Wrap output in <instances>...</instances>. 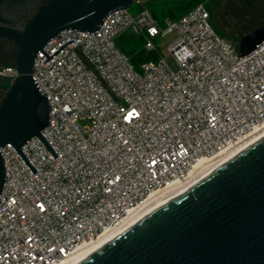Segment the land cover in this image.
Here are the masks:
<instances>
[{
  "label": "built area",
  "instance_id": "obj_1",
  "mask_svg": "<svg viewBox=\"0 0 264 264\" xmlns=\"http://www.w3.org/2000/svg\"><path fill=\"white\" fill-rule=\"evenodd\" d=\"M106 17L96 35L63 31L39 52L33 78L52 108L42 135L21 151L0 148V264H65L173 184L194 185L201 169L264 132V43L240 58L213 29L205 5L160 25L147 8ZM124 32L168 45L137 70L116 47ZM11 83L14 67L0 70ZM212 172V171H211ZM210 172V173H211ZM209 174V173H208ZM207 174V175H208ZM195 180V181H194Z\"/></svg>",
  "mask_w": 264,
  "mask_h": 264
},
{
  "label": "water",
  "instance_id": "obj_2",
  "mask_svg": "<svg viewBox=\"0 0 264 264\" xmlns=\"http://www.w3.org/2000/svg\"><path fill=\"white\" fill-rule=\"evenodd\" d=\"M1 1V0H0ZM21 0H9L10 3ZM153 0H49L25 25L0 19V37L17 47L15 79L0 103V148L10 144L32 175L21 151L38 138L53 160L58 155L42 131L52 109L33 78L39 52L63 31L96 35L108 15ZM264 5V0H260ZM23 2V1H22ZM264 43V24L237 42L238 57ZM0 154V201L6 180ZM78 264H264V136L167 201Z\"/></svg>",
  "mask_w": 264,
  "mask_h": 264
},
{
  "label": "trees",
  "instance_id": "obj_3",
  "mask_svg": "<svg viewBox=\"0 0 264 264\" xmlns=\"http://www.w3.org/2000/svg\"><path fill=\"white\" fill-rule=\"evenodd\" d=\"M204 1L205 0H153L144 3V5L160 25H165L167 22L178 20L193 7ZM255 2L254 7H249L247 5L243 6V8L236 9L234 14L236 17H246L245 27H243L241 33H247L264 24V5L261 4L260 0H256ZM231 40L233 43L237 41L236 38H232ZM115 44L120 52L129 59L135 70H137L142 63L146 62L145 60L148 61L150 57L143 49L144 39L142 37H135L129 32L121 34L115 40ZM234 47L236 48V46Z\"/></svg>",
  "mask_w": 264,
  "mask_h": 264
},
{
  "label": "rangeland",
  "instance_id": "obj_4",
  "mask_svg": "<svg viewBox=\"0 0 264 264\" xmlns=\"http://www.w3.org/2000/svg\"><path fill=\"white\" fill-rule=\"evenodd\" d=\"M256 0H205L201 4L205 5L211 16V25L214 31L225 41L233 46L237 45L238 40L245 34L241 33L245 27L246 17H236V9L243 6L254 7ZM142 7L147 8L144 3ZM235 9V10H234ZM140 11L138 4H133L128 12L131 15H137ZM232 38H236V43L232 42ZM175 39V33L167 35L164 39H157L154 44L159 45L156 49V55H151L149 60H157L163 58L166 63L175 69L173 61L167 52V47ZM144 49V45H143ZM147 62V60H145Z\"/></svg>",
  "mask_w": 264,
  "mask_h": 264
},
{
  "label": "bare ground",
  "instance_id": "obj_5",
  "mask_svg": "<svg viewBox=\"0 0 264 264\" xmlns=\"http://www.w3.org/2000/svg\"><path fill=\"white\" fill-rule=\"evenodd\" d=\"M262 136H264V132L260 134V136L256 137L255 139L251 140L250 142L243 145L241 148L237 149L236 151H233L229 154L223 155L219 157L218 160L215 162L209 164L206 166V164L198 163V165L194 168V171L196 169L202 168L200 174L197 175V178H203L211 171L217 169L219 166L224 164L226 161L231 159L233 156L247 148L249 145L260 139ZM194 180V181H195ZM194 185L193 180L191 183L187 186H181L180 184H173L169 188L165 189L164 191H159L154 194L152 198H150L148 201H146L143 205H141L139 208L132 211L127 218L122 222L120 227L113 231H108L102 233L97 240L91 244L90 246H87L83 249H81L79 252H77L72 259L67 261L65 264H78L80 261H82L84 258H86L88 255L93 253L95 250H97L102 245L106 244L107 242L114 239L117 235L121 234L125 230H127L129 227L137 223L139 220H141L143 217L148 215L150 212L155 210L156 208L160 207L167 201L181 195L186 190L190 189Z\"/></svg>",
  "mask_w": 264,
  "mask_h": 264
},
{
  "label": "flooded vegetation",
  "instance_id": "obj_6",
  "mask_svg": "<svg viewBox=\"0 0 264 264\" xmlns=\"http://www.w3.org/2000/svg\"><path fill=\"white\" fill-rule=\"evenodd\" d=\"M23 1V2H22ZM49 0H21L10 3L11 8H6L9 0L0 1V19L10 23L27 24ZM17 47L15 43L5 37H0V70L13 67ZM9 79L0 75V103L9 87Z\"/></svg>",
  "mask_w": 264,
  "mask_h": 264
}]
</instances>
